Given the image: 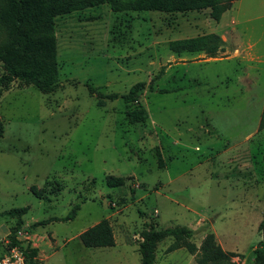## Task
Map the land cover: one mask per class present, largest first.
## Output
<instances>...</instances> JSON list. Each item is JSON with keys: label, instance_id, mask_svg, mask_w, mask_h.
<instances>
[{"label": "rangeland", "instance_id": "rangeland-1", "mask_svg": "<svg viewBox=\"0 0 264 264\" xmlns=\"http://www.w3.org/2000/svg\"><path fill=\"white\" fill-rule=\"evenodd\" d=\"M219 9L97 4L56 17V89L44 94L15 81L0 98V257L16 223L3 213L25 207L15 234L38 249V264H141L138 240L151 223L189 227L187 241L197 247L212 232L238 254L232 262L257 264L264 242V0H238L220 21ZM206 34L221 44L198 51L170 44ZM6 41L0 29V47ZM139 82L149 118L131 123L127 110L136 103L121 96ZM75 204V218L45 222ZM103 219L116 244L85 246L80 233ZM174 241L158 244L155 264H200L199 250L168 252Z\"/></svg>", "mask_w": 264, "mask_h": 264}, {"label": "trees", "instance_id": "trees-1", "mask_svg": "<svg viewBox=\"0 0 264 264\" xmlns=\"http://www.w3.org/2000/svg\"><path fill=\"white\" fill-rule=\"evenodd\" d=\"M235 0H4L0 5V29L7 33V41L0 47V63L3 73L0 75V98L15 81L25 85L34 86L44 94L53 92L59 82V65L57 62L56 41L53 36L57 16L65 15L79 9L97 4H109L115 11L121 10H152L163 12H177L199 10L219 5V12L215 19H220L224 11L231 8ZM233 4V3H232ZM213 41L221 44L217 34H206L195 38L172 41L171 47L175 51L187 49L198 51L209 48ZM213 52V51H212ZM163 71L152 79V84L160 78ZM144 83L134 84L130 90L121 97L127 103H136L134 108L127 110V117L131 123H143L149 118V113L139 100V94ZM91 92L98 95L99 106L104 104L103 96L92 86ZM109 99L119 97L117 93L107 96ZM260 128H264V108L260 119ZM4 134V123L0 116V137ZM79 204H75L67 215L63 217H50L45 222L54 220L66 221L76 217ZM26 208H13L3 214L16 219L15 225L10 228L11 242L8 247L19 245L24 248L26 264H38V249L24 245L18 240L15 232L21 230L22 216ZM259 230L264 235V216L259 224ZM193 235L192 229L185 225L159 228L156 223L142 231L138 240L141 254V264H155L158 244L167 238L173 237L175 241L167 248L168 252L180 247H186L189 252L200 251L198 262L200 264H235L231 258L238 254L225 250L217 243L214 233L210 232L204 237L200 247L187 241ZM81 242L87 247H108L116 244L112 225L103 219L80 233ZM132 243V240H129ZM7 247V248H8ZM256 263L264 264L263 247L256 248Z\"/></svg>", "mask_w": 264, "mask_h": 264}, {"label": "built area", "instance_id": "built-area-1", "mask_svg": "<svg viewBox=\"0 0 264 264\" xmlns=\"http://www.w3.org/2000/svg\"><path fill=\"white\" fill-rule=\"evenodd\" d=\"M24 248L19 245L8 247L0 257V264H26Z\"/></svg>", "mask_w": 264, "mask_h": 264}, {"label": "crops", "instance_id": "crops-1", "mask_svg": "<svg viewBox=\"0 0 264 264\" xmlns=\"http://www.w3.org/2000/svg\"><path fill=\"white\" fill-rule=\"evenodd\" d=\"M236 1H238V0H235V1L233 2V4H234ZM233 4H232L231 8L233 7ZM231 8L227 9V10L221 15L219 21H220L221 18L225 15V13H226L228 10H230ZM262 15H263V14H258L256 17L262 16ZM248 19H251V17L248 18ZM231 22H232V23H237V20L235 19V17L232 16V20H231ZM219 34H220V33H219ZM222 35L224 36L225 33H223ZM238 52H240V51H238Z\"/></svg>", "mask_w": 264, "mask_h": 264}]
</instances>
